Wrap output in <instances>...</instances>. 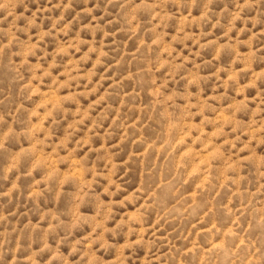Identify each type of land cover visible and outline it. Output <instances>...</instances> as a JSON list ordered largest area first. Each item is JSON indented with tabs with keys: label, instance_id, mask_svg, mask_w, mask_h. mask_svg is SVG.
I'll return each instance as SVG.
<instances>
[{
	"label": "rangeland",
	"instance_id": "rangeland-1",
	"mask_svg": "<svg viewBox=\"0 0 264 264\" xmlns=\"http://www.w3.org/2000/svg\"><path fill=\"white\" fill-rule=\"evenodd\" d=\"M0 264H264V0H0Z\"/></svg>",
	"mask_w": 264,
	"mask_h": 264
}]
</instances>
